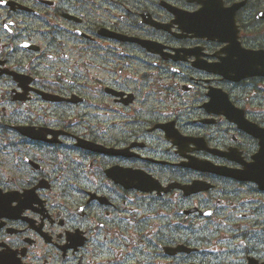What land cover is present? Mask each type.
Listing matches in <instances>:
<instances>
[{
	"label": "flooded vegetation",
	"instance_id": "1",
	"mask_svg": "<svg viewBox=\"0 0 264 264\" xmlns=\"http://www.w3.org/2000/svg\"><path fill=\"white\" fill-rule=\"evenodd\" d=\"M0 264H264V0H0Z\"/></svg>",
	"mask_w": 264,
	"mask_h": 264
},
{
	"label": "water",
	"instance_id": "2",
	"mask_svg": "<svg viewBox=\"0 0 264 264\" xmlns=\"http://www.w3.org/2000/svg\"><path fill=\"white\" fill-rule=\"evenodd\" d=\"M193 186H197V185L194 184Z\"/></svg>",
	"mask_w": 264,
	"mask_h": 264
}]
</instances>
